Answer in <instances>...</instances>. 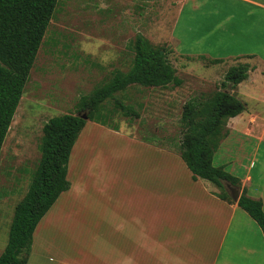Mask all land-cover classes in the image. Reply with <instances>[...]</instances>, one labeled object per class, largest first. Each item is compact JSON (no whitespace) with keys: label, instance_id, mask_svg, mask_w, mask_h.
<instances>
[{"label":"rangeland","instance_id":"rangeland-1","mask_svg":"<svg viewBox=\"0 0 264 264\" xmlns=\"http://www.w3.org/2000/svg\"><path fill=\"white\" fill-rule=\"evenodd\" d=\"M217 1L226 9L218 8ZM243 1L59 0L0 153V255L8 242L15 207L38 166L44 124L59 114L86 113L79 107L81 97L91 94L114 71L131 67L133 42L141 34L164 50L182 84L130 85L116 98L133 105L138 117L125 116L111 99L106 104L112 109L108 125L87 120L69 162L72 187L43 217L44 223L52 220L42 244L46 243L50 254L52 242L65 250H81L87 227L89 233H98L103 219L104 227L106 221L115 222L117 176L120 170H129L137 154L131 139L125 138L154 141L178 153L185 104L209 99L235 64L231 58L211 62L212 57L227 53L212 39L244 34L243 26L238 29L242 20L235 15L238 7H245ZM228 14H234V25L214 27ZM203 51L211 57L196 54ZM243 93L240 89L236 96L252 110L256 103ZM229 153L225 151L224 157ZM219 165L228 167L229 161Z\"/></svg>","mask_w":264,"mask_h":264},{"label":"crops","instance_id":"crops-1","mask_svg":"<svg viewBox=\"0 0 264 264\" xmlns=\"http://www.w3.org/2000/svg\"><path fill=\"white\" fill-rule=\"evenodd\" d=\"M243 2L245 7H238L235 15L242 20L238 29L243 26L244 34L235 39L232 34L214 35L213 43L227 53L212 58L250 65L248 78L232 92L236 95L242 89V95L256 104L248 110L243 101L245 110L228 119L229 134L213 163L229 161L225 168L240 178V193L245 188L264 207V0ZM216 5L226 9L221 1ZM233 19L234 14H228L214 27L232 26ZM196 54L209 56L205 51ZM82 131L78 139L83 138ZM125 139H131L137 154L129 170H120L117 176L115 222L106 221L104 227L103 219L98 233H89L87 227L84 249L65 250L52 242L50 254L42 242L52 219L44 223L42 218L27 264H264L263 231L237 201L217 196L212 182L195 180L179 153L154 141ZM225 151L229 156L224 157ZM71 174L68 164V179ZM90 176L87 170L86 179Z\"/></svg>","mask_w":264,"mask_h":264},{"label":"trees","instance_id":"trees-1","mask_svg":"<svg viewBox=\"0 0 264 264\" xmlns=\"http://www.w3.org/2000/svg\"><path fill=\"white\" fill-rule=\"evenodd\" d=\"M58 3L59 0H0V153ZM133 50L134 57L128 70L114 71L91 94L81 97L79 107L87 111L84 113L87 119L83 114L67 112L51 117L44 124L41 157L26 195L15 207L0 264H27L38 223L61 193L71 187L67 178L68 164L87 120L108 125L106 121L112 109L106 104L111 99L125 116L138 117L139 112L133 105L116 98L118 92L130 85L167 87L182 84L164 50L145 36H136ZM222 61V58L211 60L213 64ZM249 70L248 63L230 66L220 88L209 99L191 100L185 104L181 118L185 130L177 144L178 153L193 178L212 182L219 189L215 194L230 202L235 201L228 185L241 189V180L225 166L214 165L213 159L229 134L228 119L245 110V103L232 88L248 78ZM237 204L259 224L264 234L263 201L249 196L244 188Z\"/></svg>","mask_w":264,"mask_h":264},{"label":"water","instance_id":"water-1","mask_svg":"<svg viewBox=\"0 0 264 264\" xmlns=\"http://www.w3.org/2000/svg\"><path fill=\"white\" fill-rule=\"evenodd\" d=\"M83 117H84L85 119L88 118L87 114H83ZM228 188H229V190H230V193H231L232 198H233L235 201H237L238 198H239V196H240V191H239V189L236 188V187H234V186H231V185H228Z\"/></svg>","mask_w":264,"mask_h":264}]
</instances>
